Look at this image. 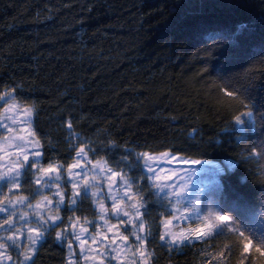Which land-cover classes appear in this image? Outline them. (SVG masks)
Segmentation results:
<instances>
[{"label": "snow or ice", "instance_id": "obj_1", "mask_svg": "<svg viewBox=\"0 0 264 264\" xmlns=\"http://www.w3.org/2000/svg\"><path fill=\"white\" fill-rule=\"evenodd\" d=\"M256 26L250 19L208 31L211 44L198 49L229 118L224 131L239 133L238 151L220 163L208 154L222 145L198 125L184 144L122 140L110 130L87 135L71 112L45 130L34 88L0 83V264H42L45 250L59 264H157V244L179 251L196 243L213 250H199L201 264H229L234 255L235 264H264V105L255 100L264 89V37L252 46L258 76L252 68L210 71L223 43L240 45ZM254 161L259 167L229 194L224 179ZM203 172L213 179L193 192L191 178ZM250 184L259 185L255 201L240 190Z\"/></svg>", "mask_w": 264, "mask_h": 264}, {"label": "trees", "instance_id": "obj_2", "mask_svg": "<svg viewBox=\"0 0 264 264\" xmlns=\"http://www.w3.org/2000/svg\"><path fill=\"white\" fill-rule=\"evenodd\" d=\"M262 17L264 0H0V83L34 88L45 130L56 131L58 118L71 112L87 135L110 130L122 140L184 144L198 125L205 139L224 141L208 154L221 162L238 151L239 133L218 135L229 118L219 112L198 49L211 44L208 31L255 19L253 36L241 37L239 48L223 43L210 71L252 68L258 76L261 55L252 46L264 37ZM255 100L264 105V89ZM257 167L255 161L239 165L223 181L228 193ZM258 187L240 190L255 201ZM202 248L213 251L201 243L179 251L157 244V264H199ZM53 253L45 250L42 264H59Z\"/></svg>", "mask_w": 264, "mask_h": 264}, {"label": "rangeland", "instance_id": "obj_3", "mask_svg": "<svg viewBox=\"0 0 264 264\" xmlns=\"http://www.w3.org/2000/svg\"><path fill=\"white\" fill-rule=\"evenodd\" d=\"M212 163H220V161H216V160H211L209 159ZM200 167V166H197ZM213 179V174L212 172H203V173H198L197 175L193 176L191 178V185L192 187H195L197 185L201 186V187H205L206 185H208L211 180ZM203 260V259H202ZM201 260V261H202ZM201 261L199 264H201Z\"/></svg>", "mask_w": 264, "mask_h": 264}, {"label": "clouds", "instance_id": "obj_4", "mask_svg": "<svg viewBox=\"0 0 264 264\" xmlns=\"http://www.w3.org/2000/svg\"><path fill=\"white\" fill-rule=\"evenodd\" d=\"M245 38H248V37H245ZM256 44H258V43H256ZM231 47H233V48H239L240 47V45H234V44H231L230 45ZM253 50H255V49H253ZM236 133V131L235 130H233V131H231V132H229V131H222V132H220L218 135L219 136H232V135H234ZM217 141L222 145L223 143H224V141L223 140H221V139H217ZM193 192H195V187H193ZM237 194H243V193H237Z\"/></svg>", "mask_w": 264, "mask_h": 264}]
</instances>
